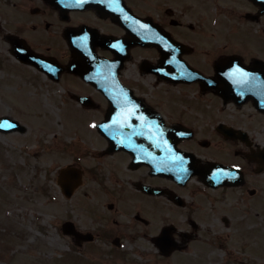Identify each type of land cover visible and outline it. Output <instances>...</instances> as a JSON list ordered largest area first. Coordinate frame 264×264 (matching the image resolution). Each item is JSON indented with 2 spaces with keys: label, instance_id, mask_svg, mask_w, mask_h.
<instances>
[{
  "label": "flooded vegetation",
  "instance_id": "1",
  "mask_svg": "<svg viewBox=\"0 0 264 264\" xmlns=\"http://www.w3.org/2000/svg\"><path fill=\"white\" fill-rule=\"evenodd\" d=\"M5 6L8 54L14 58L17 41L40 54L49 65L46 78L60 86L64 103L89 127L64 145L71 159L55 166L60 195L61 168L69 166L86 176L85 194L100 198L103 229L75 225L83 232L71 237L75 244L101 238L122 245L124 233L147 228L164 210L157 201L162 198L181 213L172 220L184 226L172 230L176 249L163 255L170 258L196 241L200 228L206 230L202 223L209 215L232 211L231 219L217 216L229 226L243 213L237 197L246 201L264 189V0H11ZM40 39L53 47L42 50ZM84 71L93 72L91 80ZM160 86L184 89L208 106L197 114L219 116L212 129L188 124V109H168L171 94ZM157 114L165 125L160 130ZM173 126L189 128L177 132L184 138L176 147L192 154L191 167L213 161L234 169L218 172L224 184L208 185L198 172L185 182L183 170L157 174L161 164L185 161L189 167L182 155L164 153L172 143L167 127ZM123 214L127 222L118 219ZM85 235L94 239L85 242ZM247 237L242 229L232 239L246 249Z\"/></svg>",
  "mask_w": 264,
  "mask_h": 264
},
{
  "label": "rangeland",
  "instance_id": "2",
  "mask_svg": "<svg viewBox=\"0 0 264 264\" xmlns=\"http://www.w3.org/2000/svg\"><path fill=\"white\" fill-rule=\"evenodd\" d=\"M10 1L0 0V116L15 118L26 129L0 131V264H264V189L246 201L237 197L235 206L243 213L237 212L238 217L229 226H223L217 216L225 213L231 219L232 211L209 215V221H201L206 230L199 229L196 243L170 258L161 255L152 242L161 227L175 222L172 218L179 215L162 198L157 201L164 210L157 213L147 228L124 233L122 245L101 238L77 245L62 232L61 224L65 220L89 231L103 229L101 222L105 223L98 218L102 213L98 206L100 198L85 194L88 186L84 174L82 184L70 198L60 195L55 182V166L71 159L72 153L64 145L76 141L77 131L87 132L89 127L74 107L70 111V104L64 103L59 95L60 86L33 67L19 65L6 51L9 43L5 31L10 30V20L5 5ZM42 34L47 37V32ZM35 36L39 37L40 33ZM43 40L42 50L47 45L53 47L48 39H40ZM164 88L171 94L168 109L173 113L188 109L185 111L188 124L197 130L212 129L219 116L210 113L202 118L197 114L198 109L208 106H201L184 89ZM168 92L165 91L166 96ZM70 113L76 117H70ZM139 213L144 216L142 210ZM182 216L185 219V214ZM145 217L148 218L146 214ZM118 219L127 222L129 218L123 214ZM173 224L184 230L183 225ZM242 229L248 235L246 249H238L239 244L232 239ZM173 236L180 239L175 232Z\"/></svg>",
  "mask_w": 264,
  "mask_h": 264
},
{
  "label": "water",
  "instance_id": "3",
  "mask_svg": "<svg viewBox=\"0 0 264 264\" xmlns=\"http://www.w3.org/2000/svg\"><path fill=\"white\" fill-rule=\"evenodd\" d=\"M24 60H26V61H29V58H27V59H24ZM81 73V72H80ZM13 123H16L17 124V122L16 121H14ZM9 127H7L6 129H8ZM175 140V139H174ZM175 142V141H174ZM213 166V165H212ZM212 166H210L209 167V169L210 168H212ZM201 173L203 174V177H205L206 178V180H207V182L208 183H212V182H214L213 181V179H216L215 177V175H214V173H213V175L212 174H210V175H207V169L206 168H203V169H201ZM218 179V178H217ZM222 180L221 179H219V182H221ZM213 184V183H212ZM66 233H71V232H73V231H70V230H67V231H65ZM165 232H166V229H164L163 230V232H162V235H164L165 234ZM161 235V236H162ZM161 236H159L158 238H155V240H158V239H160V237ZM159 245L161 246V248L163 249V250H169V245L170 244H167V242H165V244H160V242H159Z\"/></svg>",
  "mask_w": 264,
  "mask_h": 264
},
{
  "label": "snow or ice",
  "instance_id": "4",
  "mask_svg": "<svg viewBox=\"0 0 264 264\" xmlns=\"http://www.w3.org/2000/svg\"><path fill=\"white\" fill-rule=\"evenodd\" d=\"M3 125H0V127H2ZM9 127H14V125H8Z\"/></svg>",
  "mask_w": 264,
  "mask_h": 264
},
{
  "label": "bare ground",
  "instance_id": "5",
  "mask_svg": "<svg viewBox=\"0 0 264 264\" xmlns=\"http://www.w3.org/2000/svg\"><path fill=\"white\" fill-rule=\"evenodd\" d=\"M3 217V216H2ZM262 234L264 235V233L262 232Z\"/></svg>",
  "mask_w": 264,
  "mask_h": 264
}]
</instances>
